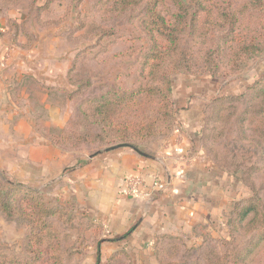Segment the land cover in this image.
<instances>
[{
  "label": "rangeland",
  "instance_id": "rangeland-1",
  "mask_svg": "<svg viewBox=\"0 0 264 264\" xmlns=\"http://www.w3.org/2000/svg\"><path fill=\"white\" fill-rule=\"evenodd\" d=\"M44 1L12 0L8 6L0 2V18L6 25V32L0 33V46L7 38L20 53L35 49L32 64L40 63L48 54H56L57 68H62L64 72L62 80L69 87L70 81L84 87L79 97L82 101L98 98L116 86L129 91L139 87V57L141 50L147 46L139 27L143 12L117 13L108 0H48L46 7ZM245 1L249 0H218L217 4L222 8L234 4L240 10ZM38 4L42 6L40 9ZM205 74L179 73L167 81L166 88L174 100H177L174 98V85L188 80L200 81L196 89L210 92L201 106V129L204 112L206 122L205 133L200 130L198 144L221 180L224 179L222 190L228 201L226 198L221 201L224 207L221 215L217 214L221 219L219 225L215 226L218 220L213 223L208 221L193 228L189 240L197 239L200 243L197 247H187L175 253L179 256L178 264H207L205 257L210 252L222 257L227 255L240 264H264V143L261 144L264 139L260 138L264 135L260 132L264 130V118L261 119L263 126L259 125L252 132L261 118L256 110L264 108V98L254 102L252 91L264 77V57L252 60L241 73H231L226 77ZM41 76L45 77L43 71ZM39 80L40 76L17 77L15 85L8 91L11 96L0 97V172L11 184H21L39 194L33 198L40 196L42 204L56 213L49 220L54 232L53 242L61 247L59 255L63 264H134L125 256H119L118 252L109 253L106 261L98 257L95 244L102 238L113 236L106 235L104 227L95 222L87 211L72 205L70 183L62 179L56 182L53 179L58 177L46 172L48 169L54 172L55 166L44 170L39 166H26L24 170L21 166L24 156L22 146L26 140L48 139L51 135H58L62 129L71 130L69 124L80 122V103L68 100L69 95L65 91L68 87L61 91L55 88L51 92V87ZM17 81L20 83L17 84ZM47 91L49 97L43 102ZM23 92L27 96L22 98L18 94ZM177 93V105L181 108L180 99L183 100L185 94L183 91ZM241 94L245 95L238 99ZM217 97L226 100L219 104L210 102ZM223 105L224 109L220 111ZM47 107H51L49 110L53 109L58 118H47ZM16 112L30 115L28 125L32 134H22L17 130L19 119L12 117ZM80 128V131L86 129ZM169 135L150 141L145 149L149 152L153 143ZM106 148V145L96 142L80 149H58L56 152L63 158L68 156L75 160L90 157ZM70 167H66L64 174L70 171ZM0 186L6 188L1 179ZM25 193L17 190L13 195L23 197ZM250 206L255 210L244 220L241 219V213ZM27 235L25 226L8 219L0 211V262L10 259L27 263L31 258L25 252ZM92 255H97L98 261H88V256Z\"/></svg>",
  "mask_w": 264,
  "mask_h": 264
},
{
  "label": "trees",
  "instance_id": "trees-1",
  "mask_svg": "<svg viewBox=\"0 0 264 264\" xmlns=\"http://www.w3.org/2000/svg\"><path fill=\"white\" fill-rule=\"evenodd\" d=\"M217 1L108 0L117 13L125 15L133 10L143 12L139 18V27L145 35L147 46L141 50L139 57V87L129 91L116 86L109 88L98 98L82 101L79 97L84 87L70 81V88L65 91L68 92V100L80 103V122L69 124L71 130L65 128L58 135L48 137L49 143L57 149L67 150L80 149L97 142L106 145V149L118 147L149 155L145 145L168 136L179 123L181 108L166 88L167 81L185 71L193 75L206 73L205 75L226 77L231 73H241L252 60L264 57V0L245 1L240 10L234 4L222 8ZM0 2L8 6L12 0ZM44 3L46 7L48 0ZM37 7L40 9L42 6L38 4ZM252 91L254 102L264 98V77ZM244 95L237 98H243ZM224 100L226 99L223 97H217L210 102L219 104ZM223 109L224 105L220 111ZM256 113L261 118L252 132L259 125L263 126L261 119L264 118V108L256 110ZM205 122L204 112L203 133ZM80 127L86 129L80 131ZM260 132L264 134V130ZM260 138L264 139V135ZM104 152L102 150L97 153ZM86 164L87 160H78L68 170L72 171ZM0 179L6 186L5 189L0 186V211L8 219L26 227L28 235L25 252L31 255L27 263L5 259L0 264H63L59 255L61 247L53 242L54 232L49 220L56 213L42 204L40 196L33 198L39 194L33 193L30 188L11 184L5 180L2 172ZM17 190L25 191V196H14ZM13 191L15 192L12 193ZM254 210L253 206L246 208L241 213V219L244 220ZM132 232L130 230L120 237L99 240L95 244L98 257L104 243L125 240ZM187 246L183 238L160 236L154 247V255L159 264H178L179 256L175 253L186 250ZM205 262L240 264L231 257H222L216 252L208 253Z\"/></svg>",
  "mask_w": 264,
  "mask_h": 264
},
{
  "label": "crops",
  "instance_id": "crops-1",
  "mask_svg": "<svg viewBox=\"0 0 264 264\" xmlns=\"http://www.w3.org/2000/svg\"><path fill=\"white\" fill-rule=\"evenodd\" d=\"M5 32V22L0 18V33ZM6 39L0 46V97L11 96L8 91L15 85L16 78L24 79V76H40V83L51 87V92L55 88H70L62 80L63 69L57 68L56 54H48L40 63L32 64L31 59L36 56L35 49L20 53ZM41 70L45 77L41 76ZM197 83L200 81L188 80L174 85L177 104V92L183 91L185 94L183 100L180 99L183 107L178 126L168 138L153 143L149 155L118 148L75 160L67 156L63 161V156L56 152L58 149L45 138L24 142L21 163L24 170L26 166H39L43 170L55 166L54 172L49 169L46 172L57 176V179H53L56 182L62 179L70 183L72 205L87 211L95 222L104 227L106 235L120 237L133 230L125 240L104 243L100 249L102 261L107 260L109 253L118 252L119 256H125L126 260L134 264H159L154 255L158 237L183 238L191 249L200 243L197 239L189 240V234L195 226L217 220L215 226L220 224L221 219L217 214L220 216L224 207L221 201L224 198L228 201V198L222 190L224 179L221 180L198 144L201 106L210 92L198 91ZM48 93L43 102L47 101ZM18 95L22 98L27 96L25 92ZM53 112V109L49 110L46 117L50 120L58 118ZM14 115L12 117L19 119L17 130L22 134H32L28 125L30 115L25 112H16ZM78 160H87L88 164L64 174L66 167L74 166ZM130 177L145 179L143 193L135 196L120 193L123 181ZM154 179L162 184L163 189L157 192L151 190ZM88 257V261H98L97 255Z\"/></svg>",
  "mask_w": 264,
  "mask_h": 264
},
{
  "label": "built area",
  "instance_id": "built-area-1",
  "mask_svg": "<svg viewBox=\"0 0 264 264\" xmlns=\"http://www.w3.org/2000/svg\"><path fill=\"white\" fill-rule=\"evenodd\" d=\"M144 188H146V184L143 177H130L123 181L120 193L123 195L135 196L143 193L142 189ZM151 188L153 192H157L163 189V186L157 179H154L151 183Z\"/></svg>",
  "mask_w": 264,
  "mask_h": 264
},
{
  "label": "water",
  "instance_id": "water-1",
  "mask_svg": "<svg viewBox=\"0 0 264 264\" xmlns=\"http://www.w3.org/2000/svg\"><path fill=\"white\" fill-rule=\"evenodd\" d=\"M120 147H121V146H120ZM116 148H118V147H112V148L106 149V151L114 150V149H116ZM140 154H142V153H140ZM142 155H143V154H142Z\"/></svg>",
  "mask_w": 264,
  "mask_h": 264
}]
</instances>
